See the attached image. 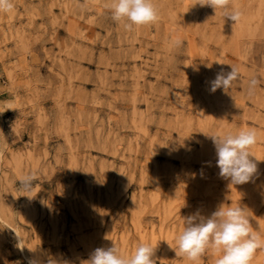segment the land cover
Wrapping results in <instances>:
<instances>
[{"label":"rangeland","instance_id":"rangeland-1","mask_svg":"<svg viewBox=\"0 0 264 264\" xmlns=\"http://www.w3.org/2000/svg\"><path fill=\"white\" fill-rule=\"evenodd\" d=\"M12 2L0 12V264H85L140 243L155 264H193L174 250L183 219L220 205L247 208L261 240L250 264H264V0H230L238 22L200 0H152L158 20L130 31L112 0ZM230 65L231 88L211 92ZM241 129L257 132V172L231 185L211 136Z\"/></svg>","mask_w":264,"mask_h":264},{"label":"clouds","instance_id":"clouds-1","mask_svg":"<svg viewBox=\"0 0 264 264\" xmlns=\"http://www.w3.org/2000/svg\"><path fill=\"white\" fill-rule=\"evenodd\" d=\"M201 7L209 6L215 11L222 9L224 18L238 22L241 13L230 9V0H200ZM14 7L12 0H0V12H10ZM111 18L115 22L123 21L125 30L145 26L158 20V10L152 0H112ZM181 41H174L179 46ZM227 73L223 69L210 81V91L231 88L238 78V69L230 65ZM260 80L252 78L248 84L249 95L255 93ZM217 155L219 175L230 179L231 185L250 182L257 172L256 163L250 159L251 146L257 142L254 129H241L236 134L211 136ZM35 180L34 175L22 179L21 185L28 190ZM184 228L175 238L176 255L184 256L195 264L209 249L220 253L215 264H250L254 251L261 246L260 238L253 234L250 227L247 208L241 206L220 205L210 217L196 213L185 217ZM171 247V246H170ZM155 248L147 243H140L131 255H122L114 247L96 248L85 264H155L152 259ZM31 264V262H30Z\"/></svg>","mask_w":264,"mask_h":264}]
</instances>
